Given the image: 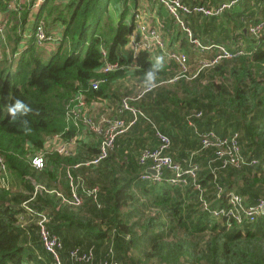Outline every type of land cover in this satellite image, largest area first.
I'll return each mask as SVG.
<instances>
[{"label": "trees", "instance_id": "1", "mask_svg": "<svg viewBox=\"0 0 264 264\" xmlns=\"http://www.w3.org/2000/svg\"><path fill=\"white\" fill-rule=\"evenodd\" d=\"M7 1L0 0V10H6ZM225 1L229 0L217 4ZM109 4L110 0H43L35 12L32 32L36 20L46 11L49 27L58 25L61 30L57 45L45 56L37 53L39 47L32 34L19 49L13 48L16 56L0 64V153L13 178V189L0 187V264H55L43 248L32 219L39 213L47 215L48 228L61 242L62 264H88L69 258L70 250L77 247L85 252L92 249L93 262L98 264L111 260L117 264H264V216L253 224L227 228L223 219L210 213L227 208L231 193L240 195L246 204L264 199V29L257 36L247 35L241 21L242 17L248 22L264 18L252 20L243 9L237 12L236 26L247 54L221 59L192 79L181 77L160 87L172 67L166 64L158 74L156 87L144 91L134 105L130 102L141 112L136 117L139 125L131 134L143 126V131L156 138L154 146L135 138L131 153H123L116 137L107 158L92 165L87 161L98 153L97 138L88 143L77 139L73 155L50 151L42 169L31 165V156L47 138L60 133L68 139L76 134L64 116V106L75 92L82 91L87 100L102 98L110 80L126 75L127 65L132 66V77L143 85L139 91L146 89L143 75L153 57L146 51L133 55L126 47L132 29V20L126 18L128 7L125 4L113 24L107 17ZM253 5L264 9V0H254ZM52 8L57 9L53 16ZM69 39L71 44L66 48ZM187 57L192 63L189 54ZM105 59L117 61L121 68L99 72ZM101 77L105 82L99 89H91L89 82ZM15 99L24 101L32 111L13 120L7 105ZM198 112L200 116L195 115ZM167 122L185 138L197 140V154L181 152V159H175L169 148L166 153L183 170L197 166L199 188L191 181L185 188L169 183L171 171L161 182L141 178L150 161L140 164L138 156L144 148L159 144L156 131L168 136L170 145L180 138L165 128ZM209 129L220 136L238 133L241 153L258 163L220 167L214 148H203L200 143L198 133ZM184 145L193 148L191 143ZM67 171L78 185L97 186V199L82 195V204L74 207L55 194L33 195L36 183L51 188V183L61 177L62 192L69 195ZM203 200L209 203V210L203 208Z\"/></svg>", "mask_w": 264, "mask_h": 264}, {"label": "built area", "instance_id": "2", "mask_svg": "<svg viewBox=\"0 0 264 264\" xmlns=\"http://www.w3.org/2000/svg\"><path fill=\"white\" fill-rule=\"evenodd\" d=\"M43 0H8L6 5L7 11H14L19 15L24 7H28L33 11H37ZM158 4L162 5L167 13L171 16L174 24H176L180 30L187 36L189 42L199 51H205L210 48H214V53L211 58L205 59L202 56L198 60L200 66L196 72H192L190 64L188 62L187 54L183 51L168 48L161 33L162 24H156L151 26L146 16L137 11L133 14L132 29L128 34L126 47L134 55L140 51H146L152 55V57L162 55L165 58L166 64H173L177 71L176 76L173 79L184 77L186 79H192L197 76L200 70L206 67H211L218 63L221 59H231L238 56L247 54L243 44L237 42L232 47H227L219 44H204L202 43L192 31L187 16L189 14H200L202 16H219L225 10L233 7L238 0H229L220 4L208 6L202 4L187 5L182 0H155ZM241 21L245 23L246 30L250 34L257 36L264 29V20H257L254 22H248L247 18L242 17ZM7 19L0 17V41H4V33L6 28ZM34 36V43L37 47L42 48L45 44H55V41H59L60 37L49 28V25L41 15L37 20L32 32ZM101 53L103 58H106L107 52L103 46H101ZM14 53L13 56H16ZM155 55V56H154ZM121 68L117 61L110 62L104 60L102 66L99 68V72L106 73ZM105 82L103 77L92 79L89 82L91 89L97 90L102 83ZM145 90L138 91L136 97H140ZM132 98L124 96L120 100V109L129 110L133 118L130 121H125L121 117L109 118L108 116L101 115L99 120H95L93 117L87 114V103L85 94L82 91L75 92L70 96L64 106V116L67 124H71L76 129V134L79 131H86L92 133L98 141V153L97 155L87 161L88 164L97 165L103 159L107 158L109 151L114 148L115 139L119 134L125 132L136 120L138 114H141L139 110L131 106ZM200 116V112L195 114ZM74 134L72 137L65 139L62 135L54 134L46 139L44 146L33 154L30 158L31 165L36 169H42L45 166V156L50 151H54L61 155L71 156L73 155L74 148H71L76 143L78 136ZM156 135L159 139V144L150 149L144 148L139 156L138 161L140 164H145L146 161H150L149 167L145 173L141 175L143 180L161 182L163 178V170L168 169L173 173V176L169 177L167 181L171 184L188 185L191 181L196 188H199V184L196 183V171L197 166L191 165L187 169L183 170L181 165L174 162L173 159L166 153V150L170 146V139L165 134L156 131ZM200 143L203 148H214L216 159L220 161V167H225L230 164L235 167L241 166H254L258 163L256 159L248 160L241 153L238 133L234 132L227 136H220L212 129L199 132ZM76 145V144H75ZM150 170H154L155 173H151ZM69 195H65L61 190L56 188H47L45 185L36 183L34 193L46 192L49 194H55L65 204L72 205L74 207L80 206L83 202V196L85 195L93 200L97 199L98 187L90 186L86 187L81 182L79 185L74 180V177L69 171L66 173ZM10 172L7 164L0 153V187L9 189L11 187ZM78 190H81L83 194H80ZM203 208L209 210V203L203 200ZM211 216L217 219H223L225 226L228 228L234 225L253 224L259 217L264 216V199L259 198L254 204H246L243 198L235 193H231L228 198V207L210 210ZM36 220L38 226V233L43 248L51 254L54 258L55 264H62L60 258V249L62 247L58 237L51 233L47 226L48 218L45 213L37 214ZM69 258L74 261L86 262L88 264H98L93 262L92 249H88L86 252L81 251L80 248H74L70 250ZM102 264H117L113 260L104 261Z\"/></svg>", "mask_w": 264, "mask_h": 264}, {"label": "crops", "instance_id": "3", "mask_svg": "<svg viewBox=\"0 0 264 264\" xmlns=\"http://www.w3.org/2000/svg\"><path fill=\"white\" fill-rule=\"evenodd\" d=\"M53 1L55 3H66V0H53ZM182 1L190 5L202 4V5L212 6L223 0H182ZM253 1L254 0H240L238 6L228 9L229 11H224V13H222L220 16L214 18L193 14L192 16L187 17V19L189 21L190 26H192L194 33L196 34L195 36L202 43L204 44L224 43L227 46L232 47L233 45H235L234 43L241 42L243 44L244 42L239 27L236 26V21L238 20V16H239V15L237 16L238 11H241V9H243V11H245L246 13L251 14L250 16H252L253 18L252 20H257V18L258 19L264 18V9L259 8L260 9L259 10L257 8L258 9L257 10L255 5H253ZM125 4L128 7V14L126 16L128 21L132 20L133 14L140 10L146 16V19L151 26H156V24L158 23L163 25V27L161 28V33L167 47L171 49L183 51L186 54L188 53L190 60H196L201 56L204 57L203 53L210 57L214 52V49L205 50L202 52L199 51L198 49H195V47L189 42L187 36L180 30V28L176 24H174L171 16L167 13L166 9L162 5L158 4L155 0H110V4L107 11L108 14L107 17H109L110 21L112 20L110 15L112 13V7L114 10L115 8H117V6H120V9H123ZM139 7H141V9H139ZM6 14H14L17 20L21 22L22 28L20 31H22V33L19 35V39L20 38L22 39L20 44H23L29 39L30 35H32V27L34 20L33 18L35 17L36 14L35 11L31 10L28 7H24L22 12L19 15H17L14 11L0 10V17L6 18L5 17ZM42 15L44 16V18H46L45 13H43ZM118 17L116 21L118 20ZM51 29L57 35V37L61 36V30L58 25H54V27H51ZM243 29H244L243 30L244 33L248 35V33H246L247 32L246 28L244 27ZM21 35L22 37H20ZM57 43L58 41H55V45H57ZM49 46L50 48H52L54 44L51 43L49 44ZM17 47L19 49L21 46L17 44ZM14 53H16V51H14L13 54ZM165 66L166 63H164V67ZM171 66H172L171 69L169 68L168 70V72L170 73L169 75H167V77L169 78L166 81H170V79L172 78V76L176 71L175 68L173 67V64ZM126 69L128 70V72L126 73L125 76L110 80L108 82L105 88L106 95H104L102 98H99L98 100L86 99L87 114L93 117L95 120H99L101 115L108 116L109 118L123 117L125 121L132 120L133 115L131 112L127 110L121 111L120 100L122 97L126 96L124 92L129 93V95L127 96L132 98L131 104L134 105L138 100L141 99L140 97H136V95L139 91V87H142L143 85H141L140 83L138 84L136 82V79L132 77L131 65H129V67H127ZM127 78H130V82L133 79L132 80L133 86L131 85L130 82H128ZM122 83L123 86L119 90L114 89V87L117 84L121 85ZM166 84L169 85L170 83H166ZM162 86L165 85H163L162 83L160 87ZM138 125L139 124H136V120H135V122L131 125L132 127L130 126L131 128L129 127L130 129L128 128V131L126 133L117 136V141L122 143V145L118 144V146L123 150V153H131V146L134 144L135 138H138L139 136L146 134L147 130L143 131L144 129L142 128L143 126H141L138 129V131H136L133 135L131 134L130 131L133 130V128L137 127ZM163 125L165 126L166 129L167 128L169 129L171 134H173L174 136H179L181 138V139L180 138L177 139L176 143L174 144L172 141L169 147L170 149L169 152L172 154L173 158L181 159V152H185V154L189 152H196V154L198 153V151H196L198 150L197 140L195 141L191 138H187V137L185 138L184 136L180 135L177 129H171L172 127L171 123L167 122L166 124ZM86 134H90V133H86ZM86 134L83 133L79 135L78 137L79 143H88L90 141V137H87ZM184 142L189 144L191 143L193 148L190 147L185 148V145L187 144L184 145ZM144 144L154 146L156 144V138L153 137V140L146 141V143ZM170 175H171L170 171L163 170V176L168 177ZM58 179L59 181L56 182L53 181V183H51L52 184L51 188H56L58 190L64 191L62 188L64 184V180H63L64 177ZM61 181L63 184H61ZM65 182L68 181L65 179ZM12 185H13V181H12ZM179 186L185 188L188 185H179ZM11 189H13L12 186Z\"/></svg>", "mask_w": 264, "mask_h": 264}, {"label": "rangeland", "instance_id": "4", "mask_svg": "<svg viewBox=\"0 0 264 264\" xmlns=\"http://www.w3.org/2000/svg\"><path fill=\"white\" fill-rule=\"evenodd\" d=\"M48 8H50V5H49V7ZM47 8V9H48ZM119 9H120V6H117V8H115V10L113 9V7H112V13L110 14L111 15V18H112V20H111V23H114L115 21H116V19H117V17H118V15H119V13H120V11L122 10V9H120V11H119ZM139 9H141V7H139ZM119 11V12H118ZM140 11V10H139ZM57 12V9H56V11L52 8V15L51 16H53L55 13ZM45 13V15H46V11L44 12ZM6 19H7V25H6V28H5V33H4V41H0V64L1 65H5L4 63V61H5V59L7 60V61H10L11 60V58L13 57V48L15 47V46H17V44L18 45H20V42L22 41V39L20 38L19 39V35L22 33V31H20L21 30V28H22V24H21V22H19L18 20H17V18L15 17V15L14 14H6ZM48 21L50 20V18L49 19H47ZM114 21V22H113ZM50 22V21H49ZM23 23V22H22ZM108 23V22H107ZM111 23L109 24V27H111ZM116 23V22H115ZM50 29H51V27H49ZM106 28H108V27H106ZM20 37H22V35L20 36ZM107 37V36H106ZM70 44H71V40L69 39V40H67L66 42H65V44H64V46L66 47V48H68L69 46H70ZM209 44H211V43H209ZM212 44H216V43H212ZM219 45H224V46H227L226 44H224V43H222V44H220V43H218ZM56 45L54 44V47H55ZM53 47V48H54ZM227 47H230V46H227ZM196 49V48H195ZM211 49H214V48H210V49H208V50H211ZM49 50H51V48H50V46H49V44H45L44 45V47H42V48H37V53H41L42 55H46V53L49 51ZM194 50V49H193ZM214 53V52H213ZM212 53V54H213ZM188 54V53H187ZM203 55H204V57L203 58H205V59H209V58H211V57H209V56H207L206 54H204L203 53ZM200 58H198V59H196V60H193V62L192 63H189L190 64V69L192 70V72L194 73V72H196L197 70H198V68H199V66H200V62L198 61ZM127 67H129V65L128 66H126V68ZM176 73H177V71H175V73H174V75L172 76V78L170 79V81H165V82H161V83H163V85H168V84H166V83H173V82H175L177 79H173L175 76H176ZM128 79V82H130V78H127ZM133 80V79H132ZM131 80V85L133 86V81ZM189 80V79H188ZM165 83V84H164ZM123 86V83L120 85V84H117L115 87H114V89H116V90H119L121 87ZM125 94H126V96L127 95H129V93H126V92H124ZM83 133H88V132H86V131H79L76 135L79 137V135L80 134H83ZM87 135V137H90V140H91V138H93L94 137V135L91 133V134H86ZM138 139H140V140H142V141H144V143H146V141H149V140H153V135L150 133L149 134V132L148 131H146V134L145 135H142V136H139L138 137ZM147 139V140H146ZM76 144V143H75ZM75 144H73L72 146H71V148H74L75 147ZM47 155V154H46ZM10 182H11V184H12V181H13V178L11 177V175H10ZM47 217V216H46ZM37 218H38V216L37 215H35V217H33L32 219H33V221L34 222H36V220H37ZM48 218V217H47ZM24 223H26L27 221L26 220H24L23 221ZM21 223H22V220H21ZM37 224V223H36Z\"/></svg>", "mask_w": 264, "mask_h": 264}, {"label": "clouds", "instance_id": "5", "mask_svg": "<svg viewBox=\"0 0 264 264\" xmlns=\"http://www.w3.org/2000/svg\"><path fill=\"white\" fill-rule=\"evenodd\" d=\"M165 58L162 55L155 56L150 59V67L144 72L143 84L146 90H152L156 87L158 74L163 70ZM32 109L20 99H15L11 104L7 105V112L9 116L15 120L18 117L26 116ZM22 123L27 127L26 120Z\"/></svg>", "mask_w": 264, "mask_h": 264}, {"label": "water", "instance_id": "6", "mask_svg": "<svg viewBox=\"0 0 264 264\" xmlns=\"http://www.w3.org/2000/svg\"><path fill=\"white\" fill-rule=\"evenodd\" d=\"M150 172H151V173H155V171H154V170H150Z\"/></svg>", "mask_w": 264, "mask_h": 264}]
</instances>
